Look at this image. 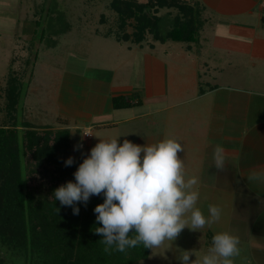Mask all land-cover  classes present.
Listing matches in <instances>:
<instances>
[{
  "label": "rangeland",
  "instance_id": "rangeland-1",
  "mask_svg": "<svg viewBox=\"0 0 264 264\" xmlns=\"http://www.w3.org/2000/svg\"><path fill=\"white\" fill-rule=\"evenodd\" d=\"M110 1L0 0V125L10 124L4 99L8 77L13 73L26 81L29 71L32 81L24 99L22 118L38 128L64 126L60 116L79 129L89 126L93 137L83 149L80 142L85 132L75 131L74 144L80 155L86 153L85 158L100 140L117 138L122 145L127 139L145 146L166 138L175 139L184 148L179 155L184 161L186 179L194 177L198 181L193 188L199 193L196 207L208 217L209 205L218 206L221 217L218 222L195 231L189 223V229L185 228L175 241L166 240L162 246L150 249L148 259L140 264H180L182 251H192L190 259L202 261L212 246L213 236L223 232L240 240V254L234 258V264H264V244H259L260 248L251 244L264 236V212L259 213L250 231L248 207L253 189L247 184L236 185L239 156L225 153L224 169L218 171L213 149L221 145L227 150V142L219 139L217 132L204 131L199 136L196 130L192 114L203 112L204 106L193 104L194 97L200 90L208 92L207 87L212 85L203 70L204 63L197 61L195 52H186V44L181 42H167L153 51L118 42L117 20L109 8ZM199 3L196 7L204 6L202 0ZM167 24L161 26L163 33L169 30ZM195 69L201 74L196 87L192 77ZM227 82L245 88L246 93L249 90L247 84L236 78ZM118 94L130 97L133 94L140 101L116 111L110 107L111 113L98 116L103 121L123 122L96 126L93 116L98 106L106 102L103 108L108 110L110 97ZM207 98L210 104L214 102L213 96ZM146 112L149 114L142 115ZM75 153L72 151L78 155ZM237 189L240 194L235 196L232 192ZM100 196L103 193L90 198ZM240 201L246 203L247 209H239Z\"/></svg>",
  "mask_w": 264,
  "mask_h": 264
},
{
  "label": "trees",
  "instance_id": "trees-1",
  "mask_svg": "<svg viewBox=\"0 0 264 264\" xmlns=\"http://www.w3.org/2000/svg\"><path fill=\"white\" fill-rule=\"evenodd\" d=\"M109 8L116 15L118 42L140 45L150 38L160 43H194L203 24L202 9L186 0H111ZM164 22L169 27L166 33L160 30ZM27 74L24 81L12 73L4 89L10 124L0 125V264H140L147 260L150 249L143 244L125 252L115 246L104 250L103 237L94 234L95 228L102 227L94 209L104 196L73 206H62L55 199L57 188L75 183L74 173L87 155L72 154L69 129L38 128L22 118L32 81V73ZM133 100L115 96L113 107H131ZM69 157L74 163L66 166ZM74 207L79 208L78 215L73 214ZM134 235L130 232V237Z\"/></svg>",
  "mask_w": 264,
  "mask_h": 264
},
{
  "label": "clouds",
  "instance_id": "clouds-1",
  "mask_svg": "<svg viewBox=\"0 0 264 264\" xmlns=\"http://www.w3.org/2000/svg\"><path fill=\"white\" fill-rule=\"evenodd\" d=\"M84 136L93 135L89 130ZM183 151L173 138L145 146L127 139L122 145L117 138L100 140L74 173L75 183L67 182L53 194L62 206H73L103 193L104 202L94 209L102 227L95 228L94 234L103 237L100 242L106 252L113 246L118 252L139 244L147 249L160 247L166 240L175 241L185 228L189 229V223L195 231L221 217L218 206L209 205L208 217L196 207L199 193L193 188L198 181L186 179L179 155ZM225 160L223 146H215L213 162L218 171H223ZM73 163L69 157L65 165ZM73 214L78 215L79 208L74 207ZM130 232L135 235L130 237ZM239 244L237 236L217 233L202 261L191 260L192 251H182L180 264H234L240 254Z\"/></svg>",
  "mask_w": 264,
  "mask_h": 264
},
{
  "label": "crops",
  "instance_id": "crops-1",
  "mask_svg": "<svg viewBox=\"0 0 264 264\" xmlns=\"http://www.w3.org/2000/svg\"><path fill=\"white\" fill-rule=\"evenodd\" d=\"M186 2L191 5L200 4L199 0H186ZM202 2L204 6L198 7L202 9L203 20H205L196 40V48H193V43H185V51L195 52L197 61L201 60L204 63L203 70L206 71V77L211 80L212 85L207 87L208 92L200 90L195 95L193 104L201 103L204 106V111H194L192 115L197 123V129L196 127L195 129L199 136L204 134V131L217 132L219 139L227 142L225 153L230 152L239 156L236 163V185L242 187L247 184L253 189L250 191V207L242 201L239 204V209L249 208L251 216L248 228L251 231L259 213L264 212V23L260 6L261 0H202ZM133 45L139 47L140 50L153 51L158 46L164 47L165 43L155 42L149 38L140 45ZM192 77L196 87L198 80L201 79V74L195 69ZM232 78L247 84L249 87L247 93L249 94L243 87L230 85L227 81ZM118 95L110 97L108 110L103 108L106 106V102L98 106L97 112L94 114L96 117L93 116V119L97 121L96 126H114L123 122V120L108 122L98 118V116L105 117L106 113H111L110 107L113 108V111L119 110L113 107L112 102L113 97ZM209 96L214 97L212 104L207 100ZM137 98H133V101H140ZM253 99H256L255 102ZM192 110L190 109V114ZM145 114L149 113H142V115ZM59 121L64 126L50 127L48 125L44 127L69 129L72 151L80 155L76 144H74V141H77L75 131H91L90 127L83 126L82 130L77 126H71L67 118L61 116ZM92 137L84 138L83 136L84 140H81L83 142L80 143L87 146ZM252 186H255V189ZM256 189H261V191L258 192ZM232 193L235 196L240 194L239 190H234ZM260 239L257 242L254 240L250 242L253 246L258 245L260 248L259 244H264V236ZM262 260L264 263V256H262Z\"/></svg>",
  "mask_w": 264,
  "mask_h": 264
},
{
  "label": "built area",
  "instance_id": "built-area-1",
  "mask_svg": "<svg viewBox=\"0 0 264 264\" xmlns=\"http://www.w3.org/2000/svg\"><path fill=\"white\" fill-rule=\"evenodd\" d=\"M260 6H261V11H262V20H263V23H264V0H261ZM86 137L89 138L90 136H86ZM81 148L82 149L84 148V143L81 144Z\"/></svg>",
  "mask_w": 264,
  "mask_h": 264
}]
</instances>
